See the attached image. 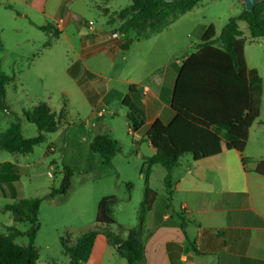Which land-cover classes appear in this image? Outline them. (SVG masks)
<instances>
[{
    "label": "rangeland",
    "instance_id": "1",
    "mask_svg": "<svg viewBox=\"0 0 264 264\" xmlns=\"http://www.w3.org/2000/svg\"><path fill=\"white\" fill-rule=\"evenodd\" d=\"M131 5V0H0V62L2 70L12 79L6 87L8 111L0 107V138L12 124L20 121L26 137L37 136L38 129L23 116L24 112L47 103L52 111L61 114L62 126L56 133L46 134L45 142L37 145L31 154L18 155L0 150V161L10 160L25 165L30 172L22 179V196L44 198L59 189L65 167L71 168V188L67 197L56 195L44 199L38 212L39 230L36 264H68L69 256L64 243L97 229V208L105 197H116L112 215L119 227L140 228L146 214L147 190L162 193L166 169L149 167L141 154L148 155L151 148L139 142L131 131L126 118L124 97L129 94L125 81L135 76V68H152L172 59H181L193 46L201 43L205 31L214 26L221 32L230 18L240 15L245 5L240 0H205L203 5L183 17L176 26L162 34L150 36L136 32L130 52L123 51L116 57V66L110 68L106 55L98 54V63L83 60L77 27L86 23L112 28L110 34H122L123 21L120 11ZM68 11L73 21L59 34L57 15L61 8ZM264 16V15H263ZM244 32V53L247 65L257 68L262 78L260 126L251 131L245 154L250 163L264 158V39H253L246 22H239ZM50 26L44 31L41 27ZM134 33V32H133ZM150 36V37H148ZM131 59L133 64L131 65ZM95 73L99 97L105 99L93 107L83 92L90 85L84 79L85 67ZM88 76V75H85ZM86 78V77H85ZM95 92V93H96ZM97 98V99H98ZM96 101V100H95ZM49 106V107H50ZM104 114L99 116V111ZM97 135H110L119 141V152L112 164L106 165L99 153L89 146ZM21 200L0 198V210ZM0 211V233H6L10 223ZM28 222L20 226L26 232ZM64 242V243H63ZM19 245L28 243L26 236L16 240ZM97 254L100 256L101 245ZM124 261V260H123ZM125 263V262H123Z\"/></svg>",
    "mask_w": 264,
    "mask_h": 264
},
{
    "label": "trees",
    "instance_id": "2",
    "mask_svg": "<svg viewBox=\"0 0 264 264\" xmlns=\"http://www.w3.org/2000/svg\"><path fill=\"white\" fill-rule=\"evenodd\" d=\"M202 0H131V5L119 13L123 21L122 32L135 31L140 36L148 31L150 36L161 33L186 14ZM264 1L249 12L245 8L237 17L230 18L221 34L216 38L214 26L204 33L196 51L183 60L174 85L171 109L172 120L165 124L157 120L151 127L147 140L155 154L147 157V166L159 165L167 171L165 183L169 186L172 171L179 166L180 158L190 155L195 161L210 158L232 150L242 153L246 147L249 130L260 113L262 99V78L256 69L247 66L244 47L245 38L239 22H246L253 39H264ZM44 31L50 26L41 27ZM56 30V29H55ZM148 36V37H150ZM12 79L2 70L0 62V107L8 111L6 87ZM133 87H130V92ZM130 95L123 99L126 107ZM26 120L35 125L38 135L26 137L20 121L12 124L0 138V150L13 154H31L34 148L45 142L46 134L56 133L62 126L61 114L52 111L47 103H39L32 110L24 112ZM126 118L132 131H137L143 121L135 112ZM99 153L104 164L111 165L119 152V141L110 135H97L89 146ZM149 167V168H150ZM254 173L264 176V161L257 164ZM71 168L65 167L59 189L52 190L44 198L22 199L5 207L16 223L28 222L30 228L22 232L16 226L7 227L0 233V264H36L39 253L35 243L39 230L38 212L44 199L56 195L67 197L71 188ZM153 192L147 190L146 209L150 208ZM116 197L103 198L97 208L96 223L104 225L103 234L117 254L128 264L145 261V248L141 228L119 227L113 233L110 226L116 224L112 206ZM127 232V237L121 236ZM100 232L89 231L78 237L74 243H64L69 264H85L90 259ZM28 238L26 245L16 240Z\"/></svg>",
    "mask_w": 264,
    "mask_h": 264
},
{
    "label": "crops",
    "instance_id": "3",
    "mask_svg": "<svg viewBox=\"0 0 264 264\" xmlns=\"http://www.w3.org/2000/svg\"><path fill=\"white\" fill-rule=\"evenodd\" d=\"M204 2L202 0L198 6ZM195 8L181 15L159 34L176 26ZM69 26H73V21L62 7L57 15L55 29L60 34ZM77 28L81 46L79 55L83 60H89L91 66L92 63L100 62L96 56L103 54L108 57L110 68H114L117 55L123 51L130 52L133 43L139 40L135 31L122 32L118 38L112 39V28L107 23L102 26L84 23ZM215 32L218 38L221 32ZM199 44L194 45L181 59L170 57L150 71L137 67L135 76L125 81L129 86L127 95L131 97L126 106L127 113L135 112L143 121L135 132L130 124L129 127L139 142L145 141L151 148L148 155L140 153L144 160L155 154L147 140L153 124L158 119L167 124L173 118L170 103L180 66L183 60L196 51ZM130 62L132 65L133 60ZM248 68L256 69L259 73L257 68ZM88 69L87 64L85 72L89 74L85 73L83 77L86 85L90 86H84L86 90L83 94L95 108L105 96L98 98L99 93L95 90L98 80L95 73ZM130 87H133L131 92ZM97 115L99 118V113ZM261 123L256 120L251 126L246 147L251 131ZM245 149L242 153L232 150L199 161L190 155L184 156L180 158L179 166L172 171L169 186L164 183L162 193L151 190L152 203L140 227L145 248V261L141 264H264V176L254 173L257 164L264 161V158H256L247 163L250 157L245 154ZM31 165H23L20 160L0 161V198L30 199L21 195V183L24 173L30 172ZM0 211L5 212V216L9 213L10 223L5 225L6 229L10 226L20 229L22 223H16L12 214L5 211V207ZM104 228V225H100L95 229L100 234L85 264H128L117 254L116 248L109 244L103 234ZM121 236L126 238L127 232ZM76 239L70 240L71 243ZM99 245L102 246L100 256L97 254Z\"/></svg>",
    "mask_w": 264,
    "mask_h": 264
},
{
    "label": "water",
    "instance_id": "4",
    "mask_svg": "<svg viewBox=\"0 0 264 264\" xmlns=\"http://www.w3.org/2000/svg\"><path fill=\"white\" fill-rule=\"evenodd\" d=\"M167 3H172L176 0H163ZM244 5H245V9L249 12H251L255 6L261 2H263L264 0H240Z\"/></svg>",
    "mask_w": 264,
    "mask_h": 264
},
{
    "label": "built area",
    "instance_id": "5",
    "mask_svg": "<svg viewBox=\"0 0 264 264\" xmlns=\"http://www.w3.org/2000/svg\"><path fill=\"white\" fill-rule=\"evenodd\" d=\"M120 35L117 34V33H114V34H111V38L112 39H115V38H118ZM104 114V110L100 111L99 112V115L102 116Z\"/></svg>",
    "mask_w": 264,
    "mask_h": 264
}]
</instances>
